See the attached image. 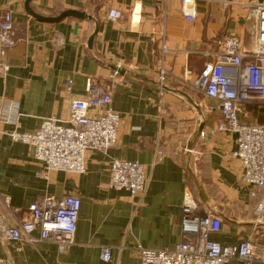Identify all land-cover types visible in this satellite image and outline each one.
<instances>
[{
	"label": "crops",
	"instance_id": "obj_1",
	"mask_svg": "<svg viewBox=\"0 0 264 264\" xmlns=\"http://www.w3.org/2000/svg\"><path fill=\"white\" fill-rule=\"evenodd\" d=\"M25 1L0 0V21L10 11L19 39L8 52V73L0 74V111L6 101L18 102L24 132L36 131L49 117L68 124L70 99L85 98L93 85H102L111 90L120 123L107 151L85 152L82 174L46 173L33 146L12 139L14 125L0 123L5 226L27 220L31 203L43 196L73 193L80 198L74 242L65 251L41 240L39 230L33 241L14 242L0 227V264H142L140 249L170 248L188 237L182 231L183 208L195 202L220 215V230L211 234L220 245L250 237L264 246V224L254 223L258 199L242 181L241 162L232 155L236 134L217 131L200 138V131L215 127L221 117L209 110L212 99L189 85L206 63L217 59L219 40L236 34L251 45L248 4L258 0H194L193 20L184 16L181 0H31V8L42 16L77 10L93 18L67 16L58 22L38 20ZM110 8H119L122 18L108 19ZM163 42L169 49L163 54L167 76L160 90ZM114 70L120 71L111 77ZM248 106L253 121L243 120ZM253 106H242L241 121L261 123L258 116L264 112L253 113ZM112 159L144 166L148 181L141 196L108 187ZM5 197L18 209L15 216L5 211ZM102 246L111 248L108 262L100 256ZM225 264L248 263L235 258Z\"/></svg>",
	"mask_w": 264,
	"mask_h": 264
},
{
	"label": "built area",
	"instance_id": "obj_2",
	"mask_svg": "<svg viewBox=\"0 0 264 264\" xmlns=\"http://www.w3.org/2000/svg\"><path fill=\"white\" fill-rule=\"evenodd\" d=\"M184 16L195 17L194 0H181ZM248 17L253 23L252 43L247 45L241 37L230 34L217 42V59L206 63L190 82V88L212 99L210 111L217 110L221 121L215 127L200 131V138L213 136L217 131L236 134L237 147L232 155L242 165V181L251 186L250 194L256 197L253 209L255 226L264 224V122H243L242 106L264 105V3L248 4ZM123 13L110 8L107 18L117 20ZM12 13L6 11L0 21V74L6 75L10 65L8 52L18 44ZM168 45L163 42L158 70V87L165 88L167 71L163 54ZM118 71L114 70L111 77ZM67 82V88L70 87ZM96 110V113H90ZM70 120L62 124L54 117L45 118L34 132H24L19 127V104L6 101L0 111L1 124H13V140L33 146V155L44 165L46 173L67 171L82 174L86 171L87 150L107 151L116 142L120 115L111 106V90L93 85L85 98H71ZM157 155H162L160 149ZM148 177L144 166L137 161L112 159L108 187L126 190L131 196H141ZM5 211L15 216L17 208L10 205V198L3 199ZM80 198L73 193L59 198L43 196L30 205L27 220L4 225L0 211V227L4 237L19 242L26 238L33 241V232L39 230L40 239L55 242L59 251H65L74 242ZM222 219L216 212L205 210L195 202L184 206L182 231L188 237L170 248L140 249L142 264H225L231 259H241L248 264H264V246L248 237L235 244L220 245L211 234L220 230ZM21 250L20 247L17 248ZM103 261L111 259V248L102 246Z\"/></svg>",
	"mask_w": 264,
	"mask_h": 264
},
{
	"label": "water",
	"instance_id": "obj_3",
	"mask_svg": "<svg viewBox=\"0 0 264 264\" xmlns=\"http://www.w3.org/2000/svg\"><path fill=\"white\" fill-rule=\"evenodd\" d=\"M262 0H258V2H261ZM31 0H26L25 1V6H26V9L28 10V12L33 15L35 18H37L38 20H41V21H47V22H58L60 21L61 19H63L64 17H67V16H72V17H76V18H87V19H93L91 15H88L86 12L84 11H77V10H65V11H62L61 13H59L58 15L56 16H42L40 14H37L32 8H31ZM96 31H97V24H95V29L93 31V33L90 35L89 39H88V47L91 48L92 46V42H93V38L96 34ZM115 68V67H114ZM117 69V68H116ZM120 71V70H118Z\"/></svg>",
	"mask_w": 264,
	"mask_h": 264
},
{
	"label": "rangeland",
	"instance_id": "obj_4",
	"mask_svg": "<svg viewBox=\"0 0 264 264\" xmlns=\"http://www.w3.org/2000/svg\"><path fill=\"white\" fill-rule=\"evenodd\" d=\"M249 107H250V106L246 107V109H245V111H244V115H243V116H246V117H243V120H246V121H253L254 119H252V117H251V113H250V109H249ZM252 110H253V113H254V112H256L258 109H257L256 106H253ZM259 111H260V112H261V111L264 112V105H261V106L259 107ZM262 115H263V113H262ZM254 118L256 119L255 116H254ZM257 121H260V122L264 121V116H258V120H257Z\"/></svg>",
	"mask_w": 264,
	"mask_h": 264
},
{
	"label": "trees",
	"instance_id": "obj_5",
	"mask_svg": "<svg viewBox=\"0 0 264 264\" xmlns=\"http://www.w3.org/2000/svg\"><path fill=\"white\" fill-rule=\"evenodd\" d=\"M254 106H256V107H257V105H254ZM257 109H259V108L257 107Z\"/></svg>",
	"mask_w": 264,
	"mask_h": 264
}]
</instances>
